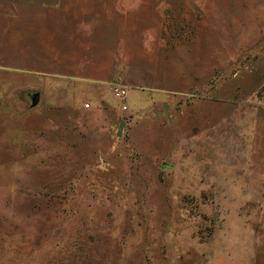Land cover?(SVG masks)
<instances>
[{
    "label": "rangeland",
    "instance_id": "374dc122",
    "mask_svg": "<svg viewBox=\"0 0 264 264\" xmlns=\"http://www.w3.org/2000/svg\"><path fill=\"white\" fill-rule=\"evenodd\" d=\"M0 264H264V0H0Z\"/></svg>",
    "mask_w": 264,
    "mask_h": 264
},
{
    "label": "built area",
    "instance_id": "2783aa9c",
    "mask_svg": "<svg viewBox=\"0 0 264 264\" xmlns=\"http://www.w3.org/2000/svg\"><path fill=\"white\" fill-rule=\"evenodd\" d=\"M125 87L126 86L123 85V84L122 85L121 84H118V83L114 84L111 87L113 95L116 98H118V99L121 100L124 97L125 93H126V88ZM121 106L126 107V104L124 102H122V105Z\"/></svg>",
    "mask_w": 264,
    "mask_h": 264
},
{
    "label": "water",
    "instance_id": "95a60500",
    "mask_svg": "<svg viewBox=\"0 0 264 264\" xmlns=\"http://www.w3.org/2000/svg\"><path fill=\"white\" fill-rule=\"evenodd\" d=\"M36 100H37V93L36 92H33L32 93V97H31V103H35L36 102ZM163 107H164V111H166V104H163ZM121 124H122V120L120 121V124L118 125V133H120L121 132Z\"/></svg>",
    "mask_w": 264,
    "mask_h": 264
}]
</instances>
